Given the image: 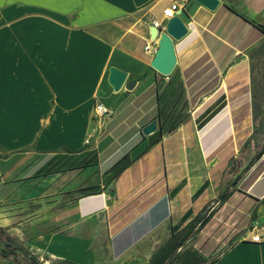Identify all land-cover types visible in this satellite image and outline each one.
Segmentation results:
<instances>
[{
    "label": "crops",
    "instance_id": "0c3cea01",
    "mask_svg": "<svg viewBox=\"0 0 264 264\" xmlns=\"http://www.w3.org/2000/svg\"><path fill=\"white\" fill-rule=\"evenodd\" d=\"M173 1L0 0V227L47 262L150 264L189 211L181 228L210 218L178 251L264 264V242L242 240L264 226L247 59L264 40V0H219L213 11L189 0L188 33L162 76L150 66L157 46L145 47ZM111 67L133 90H113ZM97 103L111 118L95 117ZM22 189L24 201L6 198Z\"/></svg>",
    "mask_w": 264,
    "mask_h": 264
},
{
    "label": "water",
    "instance_id": "95a60500",
    "mask_svg": "<svg viewBox=\"0 0 264 264\" xmlns=\"http://www.w3.org/2000/svg\"><path fill=\"white\" fill-rule=\"evenodd\" d=\"M206 9L213 11L219 5V0H193ZM188 33L187 26L183 23L180 16L176 15L166 22L164 31H158L152 26V39L157 37V50L150 62V66L162 76H168L176 66V53L174 42L181 40ZM127 74L117 68H109L108 83L114 91H119L121 88L126 91L133 90L135 82H126ZM157 129V120H152L146 124L141 133L143 136H149ZM3 260V256L0 255Z\"/></svg>",
    "mask_w": 264,
    "mask_h": 264
},
{
    "label": "trees",
    "instance_id": "16d2710c",
    "mask_svg": "<svg viewBox=\"0 0 264 264\" xmlns=\"http://www.w3.org/2000/svg\"><path fill=\"white\" fill-rule=\"evenodd\" d=\"M258 27L264 32V28L260 25ZM178 126V122H174L170 127L169 131L174 130ZM124 167L114 172L110 180L118 176V174L123 170ZM206 188V182L196 191L193 198H197ZM189 216V211H187L179 223L171 227V235L169 239L162 244L152 255L150 259V264H207L208 262H213L214 259H205L200 253L196 251H191L189 249H183L178 251L179 248L183 247L184 244L193 238V236L201 229L210 218V215L204 214L202 216H196L183 228L182 224L186 221ZM6 236L5 228L0 227V241ZM0 255L3 259L9 261L12 264H27L23 259H21L16 252L11 251L6 253L0 251ZM31 264H39L35 259H31Z\"/></svg>",
    "mask_w": 264,
    "mask_h": 264
},
{
    "label": "rangeland",
    "instance_id": "374dc122",
    "mask_svg": "<svg viewBox=\"0 0 264 264\" xmlns=\"http://www.w3.org/2000/svg\"><path fill=\"white\" fill-rule=\"evenodd\" d=\"M247 59L251 76L252 106L255 125L251 140L253 141V151L255 153L257 151L255 149V146H257L255 139L262 138L264 140V40L248 51ZM27 192V190L22 189L21 191H17L14 196L8 195L6 198L11 200V202L12 200H17V202L19 200L24 201ZM26 203H30V201L26 200ZM204 245L205 243L200 245L199 248L202 249ZM220 247L223 248L222 244H220ZM0 251L6 253L14 251L27 264H31V259H35L39 264H62L58 261L47 262L45 258L41 257L35 251L25 249L21 241L13 236L6 235L0 241Z\"/></svg>",
    "mask_w": 264,
    "mask_h": 264
},
{
    "label": "built area",
    "instance_id": "2783aa9c",
    "mask_svg": "<svg viewBox=\"0 0 264 264\" xmlns=\"http://www.w3.org/2000/svg\"><path fill=\"white\" fill-rule=\"evenodd\" d=\"M189 0H174L170 6L162 12V20H152L151 25L158 31H164L166 22L174 16H180L184 12V5ZM156 48V43L153 42L150 46H146L145 50L153 52ZM94 115L99 119H109L112 116V109L104 106L101 103H97L94 106ZM242 240L249 241L251 243H263L264 242V226L259 223H254L252 226L246 228L242 233Z\"/></svg>",
    "mask_w": 264,
    "mask_h": 264
}]
</instances>
